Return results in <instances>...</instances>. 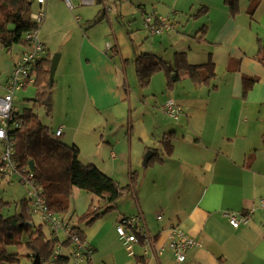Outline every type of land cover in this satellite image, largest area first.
I'll return each mask as SVG.
<instances>
[{
  "label": "crops",
  "instance_id": "1",
  "mask_svg": "<svg viewBox=\"0 0 264 264\" xmlns=\"http://www.w3.org/2000/svg\"><path fill=\"white\" fill-rule=\"evenodd\" d=\"M57 2L60 9L50 12L52 24L56 31L61 26L66 31L58 64L59 69L63 66L61 81H55L52 102L54 108L58 97L64 99L65 116L52 131L62 128L60 139L84 153L78 135L85 114L76 117L66 109L73 107V99L82 97L90 110L104 116L99 141L100 146L104 144L100 148L104 158L98 162L85 157L87 161L82 162L94 164L126 189L115 208L85 221L81 217L91 207L97 211L103 202L85 190L73 189L69 212L60 216L80 227L84 241L93 249L92 258L84 264H264V0H239L235 14L226 0H113L116 9L109 13L105 5L98 20L88 15L80 23L76 22L80 15L75 14L83 8L79 0H74L72 11L62 1L52 3ZM129 3L142 15L156 12L172 27L146 43L149 51L144 52L159 54L172 67L170 74L153 75L146 87L137 78L139 52L124 53L114 30L116 20L124 21L126 15L135 18L134 9L126 10ZM48 7L49 3L47 17ZM103 19L113 32L112 41L106 25L103 36L96 31ZM75 40L77 48L71 51ZM104 43L113 45V54L121 55V61L106 51ZM26 50L22 44L10 61L0 98L14 64ZM178 54H185L186 64L212 63L216 76L203 84L184 73L178 78L177 70L185 66ZM47 58L42 66L45 71L53 59L48 48ZM29 85L35 84L25 88ZM57 90H61L59 95ZM171 98L183 108L179 121L163 110ZM149 151L157 154L156 161L144 166ZM133 171L139 175L136 188L131 187ZM28 206L27 201V211ZM227 212L247 214L250 222L236 229ZM131 215L143 216L157 246L167 244L168 228L176 224L201 242V247L190 250L181 263L169 250L150 259L143 258L142 247H137L136 257H129L116 225ZM158 215H163L162 221ZM22 253L26 258L32 255L31 250ZM62 253L64 259L71 256L69 243ZM27 259L24 264H33L34 258Z\"/></svg>",
  "mask_w": 264,
  "mask_h": 264
},
{
  "label": "trees",
  "instance_id": "2",
  "mask_svg": "<svg viewBox=\"0 0 264 264\" xmlns=\"http://www.w3.org/2000/svg\"><path fill=\"white\" fill-rule=\"evenodd\" d=\"M33 4L32 0H0V42L5 49H11L17 44H26L25 35L35 28L31 20ZM226 4L232 13H237L239 0H226ZM185 58V54L177 55V59L185 63L182 71L177 70L178 78L182 75L181 73H184L196 83L203 84L216 76L212 63L195 66L186 64ZM47 59L46 57L39 63L34 84L38 89L37 105L51 115L53 111L52 89L55 86V81L51 84L50 80L52 61L49 60L46 75L39 71L40 66H43ZM135 67L139 84L142 87H146L156 73L165 71L170 74L172 71V67L162 57L149 52L137 57ZM204 73L207 75L204 76ZM246 81L254 83L253 79H246ZM35 106L25 109L24 113L14 111L13 122H17L19 126L10 128L9 135L15 139L14 156L19 166L27 167L31 161L34 162L33 173L44 188L50 211L57 215L67 214L75 187L93 194L103 202L97 211H93L91 207L81 217V221L98 217L103 210L115 208L126 189L94 164L82 162L79 148L60 141L55 133L43 124L35 112ZM172 136L171 133L165 137L164 143H167ZM156 156L157 154L153 155L154 159L150 160L149 165L156 161ZM157 160L162 161L161 158ZM138 181V172L133 171L131 187L136 188ZM22 204L25 206L27 200H24ZM4 205L0 197V264H24L17 250H10L11 248L19 249L22 246L32 251V255H28L27 258L33 259L38 254L41 264L50 260L56 241L46 236L44 224L35 225V231L29 234L27 233L28 222L32 219V215L28 213L26 207L22 213L6 218L2 213ZM77 228L80 229V227ZM26 233L28 236L25 237ZM35 235L37 237H34ZM67 261L66 258L62 259L60 264H66Z\"/></svg>",
  "mask_w": 264,
  "mask_h": 264
},
{
  "label": "built area",
  "instance_id": "3",
  "mask_svg": "<svg viewBox=\"0 0 264 264\" xmlns=\"http://www.w3.org/2000/svg\"><path fill=\"white\" fill-rule=\"evenodd\" d=\"M38 7L37 12L33 11L31 20L35 28L25 35L27 50L14 64L10 79L5 88V94L0 98V141L3 151L0 156V181L8 180L11 184L20 178V182L31 188L30 199L28 200V213L40 218L42 224L47 225L51 230L52 239L56 241V246L51 257V261L45 264H60L63 258V249L69 243L72 254L67 259L66 264H84L93 256V249L84 241L82 232L73 226L65 218L50 211L48 198L44 192L42 184L38 181L30 167H21L15 159V139L9 135V129L18 127L17 122H13L14 100L18 91L24 89L28 84L35 81V74L39 63L47 57V48L40 39V31L47 18V5L50 0H32ZM68 9L75 10L74 0H62ZM99 0H79L80 6H95ZM107 12L111 7L106 5ZM144 26L151 36H162L169 30L171 25L167 19L159 17L156 12L144 13ZM82 17L77 16L76 22L80 23ZM113 45L106 44V51L111 52ZM164 112L174 121H179L183 115V108L174 100L168 99L164 106ZM63 129L56 131L55 136L61 137ZM261 204L264 206V202ZM226 216L230 224L238 229L250 222V216L241 212H227ZM163 215H158L159 221L163 220ZM120 240L127 251L129 257H136L137 247H142L143 258L157 259L163 255L165 250H169L175 260L184 262L190 250L201 247L195 237L190 235L180 225L169 226L168 242L164 246H157L154 237L149 232L142 215H131L123 217L116 225ZM62 238H65L63 242ZM66 243V244H65Z\"/></svg>",
  "mask_w": 264,
  "mask_h": 264
},
{
  "label": "rangeland",
  "instance_id": "4",
  "mask_svg": "<svg viewBox=\"0 0 264 264\" xmlns=\"http://www.w3.org/2000/svg\"><path fill=\"white\" fill-rule=\"evenodd\" d=\"M50 1L51 2H48L49 3L48 17H47L45 24L42 26L43 29L41 28L39 36H40L41 41H43V43L45 44V46L47 45V48L51 50V57H54L55 55H61L60 50L64 48L63 43H62L63 42L62 38L66 30L61 26L56 31L55 27H53L54 25L52 24V19H53L52 14H50V12L52 11L54 12L55 10H58V8L60 9L59 2L57 3H52V2L62 1V0H54V1L50 0ZM125 3L127 2L124 1L121 5H124ZM105 5L111 7L112 9L117 8L116 3H114L113 0H108L107 2L103 3L102 6L100 4H96V6L94 7L93 6L83 7L80 10L81 13L78 10L75 12V14L77 13V15H80L82 18H84V16L90 15L92 16L91 18L92 21L96 19L98 20L103 15V9L105 8ZM130 9L132 10L134 9L135 18H131L129 15H126V18H124V21L119 20L117 22L116 20L115 22L116 28L118 30L115 28L114 30L118 31L119 38H120V44H121V50L126 54H132L134 51L139 52L138 54L146 53L144 52L145 50L149 51L148 45L146 43L149 41L152 42L153 38H151V35L149 36L148 31L145 29L144 16L135 7H132L129 3L128 6L126 7V10L130 11ZM37 10H38V7L34 3L33 11L37 12ZM113 19L115 20L116 17ZM105 25L108 27L107 19H103L101 22L96 24V26L98 27L96 28V31L99 32L100 36L104 35ZM109 29L110 28L108 27L107 30L109 31ZM129 31H132L133 33ZM113 38H114V35H113L112 30L110 29V35L108 37V40L112 41ZM71 44L73 46V49H70V50L74 51L77 48V41L75 40V42ZM105 44L106 43H104V48H105ZM13 47L14 48L12 49V51L11 49H5L1 45V42H0V92L2 89L1 85L4 84L8 80L7 74H8L10 61H12L13 58L16 56V54L17 53L19 54V52L22 50V44H17V45H14ZM99 49L103 51L102 47H99ZM110 53L111 55L114 56V59L121 61V55H118V54L115 55L113 54V51ZM42 69L43 67L41 65L39 68V71L43 73V75H46L47 71L43 69L44 72H42ZM62 69H63V66H61L60 69L57 68L54 81H58V80L61 81ZM174 76L175 74L172 76V79H174ZM136 89L138 91L140 90V88H136ZM57 91L59 95L61 90H57ZM37 92H38V89L36 85H29L27 88H24L18 91L15 95V100L13 104L14 111L24 113L25 109L33 108L34 105H36L35 112L38 114L43 124L47 126L49 129L55 130L59 126V124H61V120L65 116L64 108L62 107L64 106V99H60V97H58L56 106L53 108L51 115H48L44 108H41L40 106L37 105V102H36ZM3 96L4 95H2L1 97ZM70 105L73 107L69 108L67 106L66 109L71 110V112L74 113L76 117L77 115L78 116L83 115L82 113L85 114L84 123L82 125V130L80 134L78 135V140L80 142H83L84 144V149H82L84 153L80 154L81 161L85 162L87 161L85 157H89V158H94L98 160V162H101L102 159L104 158V149L101 150L100 148L104 144L100 146L99 141L101 140L100 136L103 134L104 125H102L100 122L104 121L102 119V117L104 116H100L95 111L90 110L86 106V103L84 102L82 97H77L76 99H73L72 102H70ZM59 140L64 142L63 139H60V137H59ZM68 145L73 146L72 144H68ZM2 151H3V147L0 141V156H1ZM30 194H31V188L29 186H25L24 184H22L20 182V178L14 180L13 184H11L10 181L8 180H1L0 181V197L2 201L5 203V205L3 206V210H2L3 215L7 218L15 214L22 213L23 210H25V206L22 204V202L24 200L28 201L30 198ZM72 195H71V198H72ZM71 198H70V202L72 201ZM40 224H42L40 218L33 215L32 219L28 222V232L27 233L30 234L31 232H33V230L36 229L35 225H40ZM44 232L46 236L50 238L51 230L47 225H44ZM27 233L25 234V237L28 236ZM10 250L11 251L18 250L20 252L19 255H20L21 262L26 263L28 259L24 257L22 252L27 253L31 249L27 248L26 246H22V248H19V249L11 248Z\"/></svg>",
  "mask_w": 264,
  "mask_h": 264
},
{
  "label": "water",
  "instance_id": "5",
  "mask_svg": "<svg viewBox=\"0 0 264 264\" xmlns=\"http://www.w3.org/2000/svg\"><path fill=\"white\" fill-rule=\"evenodd\" d=\"M59 60H60V55H55L52 59V64H51V69H50V80H51V84H53L54 82V77H55V74H56V70L58 68V64H59ZM153 151H149L146 155H145V158H144V166H147L152 155H153ZM29 167H30V170L33 171L35 169V164L33 161H31L29 163ZM33 264H41V259H40V256L37 254L34 258V262Z\"/></svg>",
  "mask_w": 264,
  "mask_h": 264
}]
</instances>
